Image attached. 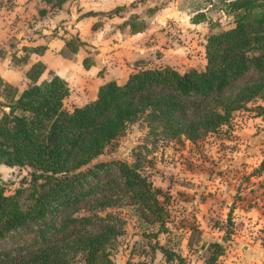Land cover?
Listing matches in <instances>:
<instances>
[{"label": "trees", "instance_id": "obj_1", "mask_svg": "<svg viewBox=\"0 0 264 264\" xmlns=\"http://www.w3.org/2000/svg\"><path fill=\"white\" fill-rule=\"evenodd\" d=\"M46 1L60 7L66 0ZM225 10L233 25L209 36L204 70L142 68L124 85L101 86L95 101L72 111L65 107L67 81L52 71L43 79L44 63L30 68L23 91L0 75V107L8 109L0 117V166L31 169L28 188L8 195L0 183V242L30 235L0 251V264H116L125 221L106 210L124 201L164 222L162 190L139 162H93L140 120L153 135L196 142L264 99V0L225 1ZM82 44L67 42L74 53ZM23 50L27 59L45 47ZM258 110L264 114L263 106ZM162 252L168 264H188L175 251Z\"/></svg>", "mask_w": 264, "mask_h": 264}, {"label": "rangeland", "instance_id": "obj_2", "mask_svg": "<svg viewBox=\"0 0 264 264\" xmlns=\"http://www.w3.org/2000/svg\"><path fill=\"white\" fill-rule=\"evenodd\" d=\"M225 1L230 0H202L204 7L211 2L215 25L231 18ZM259 106L264 99L196 142L153 135L140 120L93 162H139L162 190L164 222L127 201L106 210L125 221L113 252L116 264H168L162 248L184 256L188 264H206L214 255L215 264H264V114ZM5 110L0 107V117ZM30 174L31 169L5 166L0 183L12 195L29 187ZM27 238V232L16 233L0 242V251Z\"/></svg>", "mask_w": 264, "mask_h": 264}, {"label": "crops", "instance_id": "obj_3", "mask_svg": "<svg viewBox=\"0 0 264 264\" xmlns=\"http://www.w3.org/2000/svg\"><path fill=\"white\" fill-rule=\"evenodd\" d=\"M211 5L204 7L202 0H66L59 7L46 0H0V75L23 91L30 82L27 72L42 62L47 67L43 79L52 71L67 81L65 107L72 111L95 101L101 86L124 85L142 68L204 70L209 36L233 25L232 17L215 25ZM174 31L179 42L172 38ZM73 38L83 43L76 53L67 46ZM24 47L45 50L26 59Z\"/></svg>", "mask_w": 264, "mask_h": 264}, {"label": "built area", "instance_id": "obj_4", "mask_svg": "<svg viewBox=\"0 0 264 264\" xmlns=\"http://www.w3.org/2000/svg\"><path fill=\"white\" fill-rule=\"evenodd\" d=\"M172 38L175 40V41H178L179 42V33L177 31H174L173 34H172Z\"/></svg>", "mask_w": 264, "mask_h": 264}]
</instances>
